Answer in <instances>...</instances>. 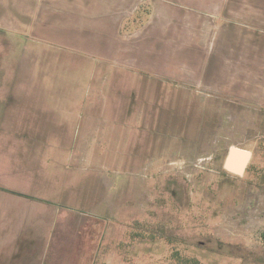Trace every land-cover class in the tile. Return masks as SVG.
<instances>
[{
  "label": "rangeland",
  "instance_id": "1",
  "mask_svg": "<svg viewBox=\"0 0 264 264\" xmlns=\"http://www.w3.org/2000/svg\"><path fill=\"white\" fill-rule=\"evenodd\" d=\"M134 1L0 0V119L31 142L8 149L0 183L31 192V263L264 264V185L241 199L228 147L214 165L213 148L187 154L175 110L239 84L264 104V0H147L123 17ZM253 146L239 150L262 185ZM0 200L1 225L29 205Z\"/></svg>",
  "mask_w": 264,
  "mask_h": 264
},
{
  "label": "flooded vegetation",
  "instance_id": "2",
  "mask_svg": "<svg viewBox=\"0 0 264 264\" xmlns=\"http://www.w3.org/2000/svg\"><path fill=\"white\" fill-rule=\"evenodd\" d=\"M145 16L147 17V22L151 21V16ZM169 17L171 24L174 23L173 26H175L176 23L174 18L176 16L174 14H170L167 15V18ZM171 24L168 23V25ZM178 26L179 25H177V27ZM178 30L179 29H177V31ZM225 88L230 87L226 85ZM223 90L217 91V94H197L195 97L193 96V98L188 100L187 104L186 102L182 104H180V102L175 103V106H177L175 110L181 111L183 108L182 113L188 114V119L182 125V131L183 134L186 133L189 136L190 141H187V144H184L183 140L179 141V146H186L187 148L184 150H186L187 154L190 152L196 154L195 151L197 150L213 148L215 154H213L214 158L211 165H214V163H217L218 161L217 151L222 150L225 147H228L229 150L243 149V147H252L254 144L253 147L255 148H264V141L254 142L255 133L264 134V119H262V117H264V104L258 100H255L258 98L249 96V89L247 88V85H236L235 94L229 93L228 91L224 92ZM203 96L208 99L202 98ZM144 97V105L145 108H147L149 106L148 95L146 94ZM184 107L187 108V110L184 109ZM228 116L234 117L235 127L227 128L219 124L225 117ZM149 122H151V120ZM154 124L155 133L157 134L160 130H162V121L158 120L157 118ZM177 126L180 128L179 125ZM150 127L153 128L152 126ZM212 133L219 134V136H217V140L211 141V139L207 137L208 134L210 135ZM228 153L223 159L222 170L237 176L239 180L238 190L241 194V199H243L244 195L248 194L251 189L264 185H259L257 182L258 176L256 173H258L259 167L251 168L249 166L252 153H248V161L242 172L240 174L233 173L225 168V160ZM209 160H212V158H209Z\"/></svg>",
  "mask_w": 264,
  "mask_h": 264
},
{
  "label": "crops",
  "instance_id": "3",
  "mask_svg": "<svg viewBox=\"0 0 264 264\" xmlns=\"http://www.w3.org/2000/svg\"><path fill=\"white\" fill-rule=\"evenodd\" d=\"M147 2L144 0H135L134 2H131L127 7H125L122 10V16L130 19L137 11V5H141L143 3ZM155 4H159L160 2L154 1ZM156 15V14H151ZM3 97H0V110L3 107V102L7 103V101L11 102L13 100H7L2 99ZM2 111V110H1ZM5 112V109L2 111ZM6 124H5V122ZM30 133L28 128H24L21 132L20 126H17V124L14 123V119L6 116L1 117L0 119V160H4V162H11V160L7 159V157H10V153L8 152V149H15L17 142H23L24 149H30L31 142L28 137H23V139H20V134ZM31 139V138H30ZM30 142V143H29ZM31 150V149H30ZM7 151V152H6ZM26 155V153H24ZM16 159V163L20 166H26L27 163H30L28 159H30V155L27 157H24L19 161V159ZM21 166V167H23ZM15 170L17 172L15 174H18V172H25L28 170L26 169H20L15 167ZM20 175V174H19ZM21 176V175H20ZM7 191V188H5L0 183V198L3 196H13V198H19L23 200L24 203H29V205L22 206L20 208H17L18 215L15 217V220L18 222H15L13 224L9 223L7 221L6 225H1L2 217V211L4 210V207L0 200V264H32L31 263V192L28 191H18L15 190L14 192H5ZM7 193V194H6ZM35 209V208H34ZM33 209V210H34ZM40 208L39 210H41ZM20 210V212H18ZM42 211V210H41ZM26 214L27 218L26 220L23 219V215ZM14 220V221H15ZM36 235V234H35ZM24 247V248H22Z\"/></svg>",
  "mask_w": 264,
  "mask_h": 264
},
{
  "label": "water",
  "instance_id": "4",
  "mask_svg": "<svg viewBox=\"0 0 264 264\" xmlns=\"http://www.w3.org/2000/svg\"><path fill=\"white\" fill-rule=\"evenodd\" d=\"M248 153L239 149H230L225 160V168L240 174L248 161Z\"/></svg>",
  "mask_w": 264,
  "mask_h": 264
}]
</instances>
